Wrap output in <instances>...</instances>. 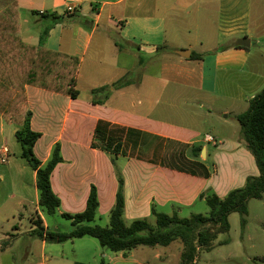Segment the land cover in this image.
Segmentation results:
<instances>
[{
  "label": "crops",
  "instance_id": "1",
  "mask_svg": "<svg viewBox=\"0 0 264 264\" xmlns=\"http://www.w3.org/2000/svg\"><path fill=\"white\" fill-rule=\"evenodd\" d=\"M14 2L18 34L25 43L80 59L76 98L26 85L23 115L31 111V127L41 133L35 154L45 164L55 145H61L63 161L51 175L61 199L57 212L84 211L93 188L98 210L110 212L122 181L125 220L151 219L154 212L181 216L199 198L206 202L207 189L224 198L259 174L241 129H232L228 119L247 110L264 88V0H0V12ZM69 6L74 9L68 11ZM240 38H248L250 46H242ZM196 44L204 47L197 51ZM184 50L191 56H182L179 51ZM157 58L160 71L153 73L150 65ZM230 77L237 83L232 93L223 87ZM114 83L123 85L111 88L109 95L94 92ZM220 96L231 97L233 104L206 102ZM213 112L214 123L201 129ZM20 127L0 113V165L14 188L26 193L19 194L16 204H32L31 218L41 216L50 228L39 205L37 171L21 156L22 146L19 155L10 146L12 137L21 145L15 135ZM206 134L216 141L206 142ZM169 139L188 143L189 156L202 145L206 152L202 149L200 160L211 175L163 166ZM4 147L9 150L6 162L1 159ZM116 159H123L121 170ZM226 167L233 174L228 184L216 180ZM42 244L46 247L47 241Z\"/></svg>",
  "mask_w": 264,
  "mask_h": 264
},
{
  "label": "trees",
  "instance_id": "2",
  "mask_svg": "<svg viewBox=\"0 0 264 264\" xmlns=\"http://www.w3.org/2000/svg\"><path fill=\"white\" fill-rule=\"evenodd\" d=\"M52 16L58 21L64 18L56 13H52ZM18 32L19 8L14 2L0 12V113L7 120H15L21 124L15 133L22 146L21 156L37 171L39 205L48 214H54L61 206V199L52 188L51 175L56 165L63 161L61 145H55L45 164L35 154V144L41 133L31 127L32 112L27 111L23 115L27 100L26 85L76 98L79 91L74 85L80 59L27 44ZM121 85L123 83L105 85L94 89V92L106 90L109 95L111 88ZM236 119L241 126L242 138L256 158L259 174L250 176L244 186L231 190L224 198L217 194L208 195V214L192 213L189 217H182L178 212H154V219H135L127 223L121 181L108 225L90 224L95 220L100 205L97 191L93 188L84 211L62 214L72 220L73 228L70 232L53 231L44 225L41 216H36L32 218V233L47 242L59 243L90 235L98 238L104 247L124 253L145 246H168L179 241L185 248L180 264H195L199 251L212 248L220 231H229V216L233 212L242 214V225L245 227L248 222L249 201L264 197V88L251 99L247 110L236 115ZM189 147L186 142L169 139L163 153L162 165L180 172L209 177V168L200 160L203 146H195L193 156L188 155ZM75 264L92 263L77 261ZM100 264L106 263L102 261Z\"/></svg>",
  "mask_w": 264,
  "mask_h": 264
},
{
  "label": "rangeland",
  "instance_id": "3",
  "mask_svg": "<svg viewBox=\"0 0 264 264\" xmlns=\"http://www.w3.org/2000/svg\"><path fill=\"white\" fill-rule=\"evenodd\" d=\"M172 36L170 34L171 38ZM184 39L186 38L184 37ZM189 40L192 41L194 38L190 37ZM203 47L196 44L195 49L199 51ZM261 48L264 49V46ZM171 55L173 57L177 56L174 50H172ZM160 61L161 58H157V61L152 62L150 65L151 72L159 73ZM236 85L237 83H234L233 78L230 77L228 86L223 87L232 93ZM206 102L209 105L214 104L223 107L233 104L231 97L227 96H220L218 99L213 98ZM216 115L217 113L213 112L209 124L201 125V129L209 128L212 122L214 123ZM228 121L232 129H241L233 114L229 116ZM14 138H11L10 146L17 153H20L21 145ZM204 157H206V154H204ZM116 162L117 168L121 170L123 159H120V161L116 159ZM210 165L212 167V164ZM5 168V166L0 165V170L4 173V178L0 179V264H75L77 261L92 264H100L102 261L106 264H180L185 248L179 241L168 246L160 245L156 248L145 246L133 249L126 252L125 257L122 252H115L104 247L98 238L90 235L61 243L48 241L46 247L43 248L42 239L31 231L33 227L31 217L35 212L33 205L29 204L24 207L16 204L19 194H24L25 191L14 188L12 182H9L11 179L4 171ZM223 170V177L218 176L216 180L225 181L228 184L233 174L232 172L228 174L227 167ZM28 193L31 195V190H28ZM205 193L207 195L212 194L209 189ZM201 199L199 198L194 205L185 207L181 216L189 217L192 213L207 214L210 207ZM169 209L171 210L168 211L172 212L174 208ZM248 209L247 225L243 227V216L240 212H233L229 216V231H220L213 241L212 248L199 251L195 264H264V197L262 199H251ZM45 216L50 229L53 231L70 232L73 228L72 220L64 217L60 212L54 214L45 212ZM151 219H154V215ZM109 222L110 212L103 209L102 212L98 210L95 220L90 224L106 226ZM126 222L131 223L132 221L126 218ZM44 255L52 257L51 260L44 259Z\"/></svg>",
  "mask_w": 264,
  "mask_h": 264
},
{
  "label": "built area",
  "instance_id": "4",
  "mask_svg": "<svg viewBox=\"0 0 264 264\" xmlns=\"http://www.w3.org/2000/svg\"><path fill=\"white\" fill-rule=\"evenodd\" d=\"M73 9H74L73 6H69L68 7V11H72ZM204 140L206 142H215L216 141L215 138L212 135H210V134H206L204 136ZM8 152H9L8 148L7 147H4L3 152H2L3 155L1 157V159H2L3 162H6L8 160Z\"/></svg>",
  "mask_w": 264,
  "mask_h": 264
},
{
  "label": "water",
  "instance_id": "5",
  "mask_svg": "<svg viewBox=\"0 0 264 264\" xmlns=\"http://www.w3.org/2000/svg\"><path fill=\"white\" fill-rule=\"evenodd\" d=\"M239 43L242 46H247V47L250 46V40L248 38H240ZM179 52L184 57H190L191 56V52L189 50H184V51H179ZM205 152H206V150H205V148H203V153H205Z\"/></svg>",
  "mask_w": 264,
  "mask_h": 264
}]
</instances>
